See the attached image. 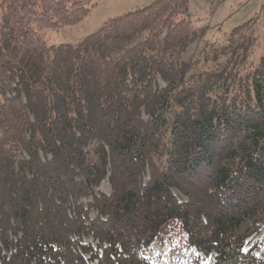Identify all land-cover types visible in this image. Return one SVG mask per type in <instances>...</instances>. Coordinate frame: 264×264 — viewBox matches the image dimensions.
<instances>
[{"label": "trees", "instance_id": "obj_1", "mask_svg": "<svg viewBox=\"0 0 264 264\" xmlns=\"http://www.w3.org/2000/svg\"><path fill=\"white\" fill-rule=\"evenodd\" d=\"M188 2L48 45L97 2L0 0V264H264L261 14L195 55Z\"/></svg>", "mask_w": 264, "mask_h": 264}, {"label": "rangeland", "instance_id": "obj_2", "mask_svg": "<svg viewBox=\"0 0 264 264\" xmlns=\"http://www.w3.org/2000/svg\"><path fill=\"white\" fill-rule=\"evenodd\" d=\"M97 4L91 9L87 16L79 23L66 26L59 31L48 30L45 38L48 45H59L65 43L78 44L81 40L98 30L110 18L120 16L138 7L148 5L153 0H95ZM264 0H189L188 16L192 20L195 29L205 28L203 39L197 41L190 52L195 55L204 50L205 41H216L221 45L226 44L227 35L236 26L243 24L250 18L260 15L257 35L259 44L255 48V55L258 58L264 52V13L262 5ZM180 11H183L182 9ZM188 57V53L185 58ZM162 84V82H161ZM148 180V175L145 181ZM99 191L109 193L111 186L108 178L103 180L98 188ZM178 193V192H177ZM88 203L91 199H82ZM98 213L96 210L91 212L94 217ZM264 234V229L260 234L249 238L248 246L259 239ZM92 241V239H87ZM94 242V241H93ZM95 243V242H94ZM157 256L155 264H188L189 252L171 247L163 249L156 246ZM89 264H95L91 262Z\"/></svg>", "mask_w": 264, "mask_h": 264}]
</instances>
